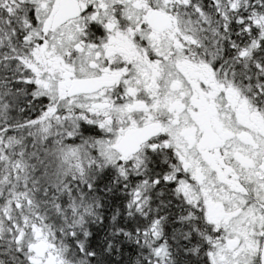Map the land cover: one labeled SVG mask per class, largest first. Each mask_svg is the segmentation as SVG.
I'll use <instances>...</instances> for the list:
<instances>
[{"label":"flooded vegetation","instance_id":"1","mask_svg":"<svg viewBox=\"0 0 264 264\" xmlns=\"http://www.w3.org/2000/svg\"><path fill=\"white\" fill-rule=\"evenodd\" d=\"M48 2L42 22L27 15L16 32L76 38L66 56L75 72L65 74L58 88L69 99H82L86 132L112 133L123 161L143 157L147 172L162 179L156 189L166 194H175L184 178L192 181L196 205L209 206L199 215L207 241L213 239L211 251L243 253L249 245L254 254L249 264H260L264 203L228 240L222 233L233 217L222 202L233 196L264 199V41L243 38L244 96H239L232 91V73L239 69L234 62L202 60L199 22H192L184 0ZM76 81L83 82V92L69 96ZM33 103L30 109L22 103V121L38 119L40 102ZM140 140L137 153L129 155L126 146ZM7 211L1 203L2 223H8ZM32 245L27 264H45L49 253L38 259ZM14 254L0 236V264H15Z\"/></svg>","mask_w":264,"mask_h":264},{"label":"rangeland","instance_id":"2","mask_svg":"<svg viewBox=\"0 0 264 264\" xmlns=\"http://www.w3.org/2000/svg\"><path fill=\"white\" fill-rule=\"evenodd\" d=\"M184 2L186 7H191L187 14H191L192 22L195 19L199 22L202 60L234 62L233 66L239 69L232 73V91L244 96L240 73L243 48L235 52L229 41L225 39L224 43L225 40L220 36L221 32L226 31L221 29V20L225 21L232 15L220 12L216 2L213 7L206 4L210 0ZM204 2L205 7L213 11L214 15L217 14L214 20L217 16L221 20L218 18L213 21V15L203 11ZM239 3L240 0L230 1L228 11H236ZM48 5V0H0V67L8 69L12 66V72L23 77V82L30 85L31 99L40 102L38 119L24 122L20 118L21 112L2 104L7 94L0 92V204L8 208V223H2L3 218L0 217V236L5 237L10 248H13L15 264H27V259L33 258L27 248L32 243L36 244L37 241L33 239L35 234H41V241L49 245L48 253L55 256V264H73L62 236L64 230L72 231L79 226L73 220L70 224L67 217L80 216V204L73 207L75 200L72 197L81 195L82 188L86 191L90 188V183L85 181L88 172L105 173L121 188L127 189L125 203L131 211L149 209L152 197L156 199L153 194L159 190L156 189L157 184L162 185L161 178L154 179L147 172L143 157L121 160L114 151V135L108 130L88 134L84 129L85 106L82 99H69L58 88L65 74L75 72L68 65L66 56L68 46L76 38L67 35L22 36L16 32L24 23L23 20L33 14L38 23L42 22ZM195 7L198 13L193 10ZM254 8L253 3L248 5L243 1L245 17L239 22L243 25V38L258 36L264 41V15H256ZM230 55L233 57L228 59ZM184 156L187 163H193L188 153L185 152ZM133 167L135 170H132ZM165 182L168 181L165 179ZM190 183L192 181L184 178L177 183L173 194L183 202L187 220L200 219L201 208L206 211L209 206L196 205L198 196ZM74 188L79 190L75 191ZM226 200L222 202L225 212L229 218H233L225 224L222 235L231 240L237 235L238 229L260 211L258 204H263L264 199L243 200L233 196ZM151 228L150 236L156 240V222ZM206 229L203 227L204 236ZM212 241H208L210 264H249L254 256L249 251V245L243 253H222L217 249L211 251ZM152 251L154 260L160 263L165 260L166 250L162 245L154 247ZM39 264H44V261Z\"/></svg>","mask_w":264,"mask_h":264},{"label":"trees","instance_id":"3","mask_svg":"<svg viewBox=\"0 0 264 264\" xmlns=\"http://www.w3.org/2000/svg\"><path fill=\"white\" fill-rule=\"evenodd\" d=\"M230 1L237 0H210L206 4L213 7L216 2L220 12L232 15L225 21L218 16L216 19L219 18L223 22L220 27L226 30L224 33L221 32L220 36L229 41L237 52L240 47L243 48V25L239 23L245 17L243 1L255 5L256 15H264V0H240L238 9L232 12L228 11ZM204 4L205 2L203 11L212 14L213 21H216L214 17L217 14L214 15L215 13ZM214 9L216 11L215 7ZM229 43H226L227 47ZM0 69V92L7 94L2 104L16 112H22L24 102L27 105L26 109L33 108L30 85L23 82V77L12 72V66L8 69L2 66ZM86 175L88 179L85 181L90 183V188L88 191L82 188L81 195L72 197L75 200L73 207L80 204L78 207L80 216L67 217L70 224L73 220L78 222L79 226L71 229L72 231L64 230L62 236L71 263L210 264L207 254L209 242L204 236L200 219L187 220L183 202L172 192L166 194L159 188L157 194H153L156 199L152 197L149 209L131 211L125 203L127 189L121 188L105 173L88 172ZM153 222H156L158 228L154 237L156 240L150 236ZM160 245L166 250L165 260L161 263L154 260L152 251L154 247Z\"/></svg>","mask_w":264,"mask_h":264},{"label":"water","instance_id":"4","mask_svg":"<svg viewBox=\"0 0 264 264\" xmlns=\"http://www.w3.org/2000/svg\"><path fill=\"white\" fill-rule=\"evenodd\" d=\"M82 92H83V82L82 81H76L71 86V88L69 89L67 94L69 96H74V95L80 94ZM142 141H144V140H140L138 143H134V144L129 143L128 146H126L128 154L134 155L135 153H137V151L139 149V145ZM122 143H123V141H122ZM122 143L119 144V146L117 147V150H121L122 145H123ZM41 238H42L41 234H35L33 239L37 242H36V244L32 245L30 248L32 250V253H34L38 259H44L46 252H48V250L50 249L49 245L45 241H41ZM263 244H264V242H263ZM260 255H261L260 264H264V245H263V248L261 250ZM54 259H55V256L53 257L51 254H48L47 259L45 261V264H55ZM31 264H35V261H31Z\"/></svg>","mask_w":264,"mask_h":264}]
</instances>
